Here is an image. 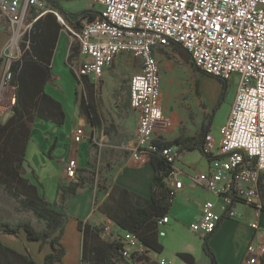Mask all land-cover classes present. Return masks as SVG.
<instances>
[{
    "label": "built area",
    "instance_id": "1",
    "mask_svg": "<svg viewBox=\"0 0 264 264\" xmlns=\"http://www.w3.org/2000/svg\"><path fill=\"white\" fill-rule=\"evenodd\" d=\"M264 0H95L98 16L82 23L78 37H85L83 55L87 75L100 80L118 55L129 54L137 62L138 72L128 81L129 106L138 114L134 132L135 151L132 160L145 162L153 150V133L163 127L159 102L161 74L154 54L159 49L181 46L190 59H196L199 72L227 83L235 79L236 93L224 124L218 128L219 143L210 134L205 136L203 153L209 161L206 173L194 177L193 183L221 200L206 201L200 217L189 225L192 233L208 237L214 233L221 215L234 202L261 208L257 182L264 174ZM43 0H0V16L10 24V42L0 55V123L11 117V107L2 104V91L8 86V63L12 51L32 24L27 22L35 11L34 23L43 10ZM96 11V10H95ZM74 42L70 41V47ZM74 62V60H73ZM70 62L71 73L76 78ZM76 80L82 84V80ZM6 107V109H5ZM82 129H76L73 143L82 140ZM164 159L173 164L179 157L176 147L162 150ZM76 161L70 160L65 175L76 181ZM169 196L173 199L183 189L181 177L172 171ZM228 217L234 218L231 210ZM158 221V235L165 236ZM250 227L256 229L254 224ZM101 239L122 245V258L144 256L145 249L129 232L116 235L109 226ZM263 250L254 245L246 249V264H260ZM159 264H174L159 262Z\"/></svg>",
    "mask_w": 264,
    "mask_h": 264
},
{
    "label": "crops",
    "instance_id": "2",
    "mask_svg": "<svg viewBox=\"0 0 264 264\" xmlns=\"http://www.w3.org/2000/svg\"><path fill=\"white\" fill-rule=\"evenodd\" d=\"M59 3L67 11L73 13L81 11L76 10L73 3L66 0H59ZM48 12L54 13L57 17V22L64 24V26L58 31L57 45L54 48L53 58L49 67L51 77L47 79L42 93L59 104L64 114V122L57 126L53 122L35 118L29 124V138L24 143L19 141V146L24 147L22 154L24 163L21 176L36 186L38 192L47 202L64 206L67 217L69 218L70 216L68 225L70 233H67V226L65 225L64 233L60 239V244L65 251L62 260L63 264H68L67 249L73 253L71 264H84L81 261L82 233L78 229V222L82 221L92 226H96V224L101 225V227L109 226L114 234L122 235L124 231L101 213L100 208L108 202V198L111 195L116 199L120 190L128 192L134 197V200H136L135 198L149 199V182L154 172L147 165V160L136 163L131 158L136 149L134 132L138 122V114L133 112L129 106L128 88L123 90V86L120 84L121 79L128 78L126 76L131 78L133 74L135 75L138 72L137 62L129 54L118 55L110 67L105 70L103 78L99 81L87 76H77L76 74V78L82 80V84H80L71 73L75 83V91L73 93L74 108H71L73 122L69 124L67 129L60 131L67 124L66 106L49 93L48 89L55 77L53 73L55 53L60 45L61 49L66 48L64 63L70 65V62L74 60V73H76V69L81 67L84 60L78 59V56L73 59V54L69 50L70 41L74 42L73 47L77 48V35L75 39L68 35L67 30L69 27L57 16V12L46 9L43 10L41 16ZM36 14L33 11L27 18L29 24H32ZM9 42L10 24L5 17L0 16V55L7 49ZM173 47L167 50H171ZM162 50L166 49L155 51L154 56L157 61V56H163L162 54L157 55ZM19 56L20 51L17 46L12 51V60L19 58ZM129 79H127V82ZM14 91L15 87L11 85H8L2 91V104L4 106L8 105L10 107L9 103L11 98L14 99ZM159 102L162 107L160 99ZM85 107L90 108L89 110L92 112L95 124L91 123L87 118L83 110ZM207 115L209 114L203 115L196 134L204 122V117ZM214 119L213 117L208 134L218 144L219 135L217 131L224 124L226 118L218 126L214 125ZM175 123V126L174 124L169 125L164 120L163 127L154 131V139L166 143L173 141L180 132L188 136L196 135L191 132V129L185 127L187 131H191L185 132L177 129L169 140H164L169 126H179L178 122ZM79 128L83 131V137L78 144H74L72 141L73 136L76 129ZM35 132L41 134V138L37 139L38 144H36V161L45 168L44 179L40 181L29 158L33 154ZM9 138L6 135L0 137V143L2 141L8 142ZM83 150L85 152L82 153ZM86 153L87 156L85 155ZM178 153L179 157L172 164V171L177 172L181 177L183 189L172 199V205L167 215L169 220L167 224L162 226L165 236H157V241L162 247V251L159 253L149 252L144 256L134 255L131 259L117 258L114 260V264H159L162 261L174 264H191L183 259L181 255L190 256L193 264H211L210 259L203 250V236L192 233L189 225L199 219L200 208L206 201L215 203V211L219 212L218 206L221 205V200L206 189L193 183L195 176L207 172L209 166L207 158L198 151H178ZM191 153L198 154L200 159L195 163L194 159L189 161L187 169L176 167L177 163H182L187 158V155ZM70 160L76 161L75 172L77 178L75 182L81 178L86 186L78 188L75 195L67 196L63 202L62 193L58 188L75 183L69 182L65 175L66 166ZM196 163L198 164L197 166L195 165ZM46 179L50 180L49 186L45 184ZM165 183L171 188L173 179L169 176ZM256 187L261 208L248 206L239 201L234 202L231 210L234 212L235 217H229L218 222L213 235L208 238V246L213 252L217 264H246L245 254L249 245H254L258 250H263L259 256V262L264 264V174L259 177ZM11 203H15L13 212L17 211L15 207L18 205L15 200L0 189V210L8 212ZM250 224H254L256 229L251 228ZM26 246L30 253V248L39 247V244L26 243ZM13 249L17 250L16 248ZM17 251L20 252V250ZM20 254H24V252H20Z\"/></svg>",
    "mask_w": 264,
    "mask_h": 264
},
{
    "label": "trees",
    "instance_id": "3",
    "mask_svg": "<svg viewBox=\"0 0 264 264\" xmlns=\"http://www.w3.org/2000/svg\"><path fill=\"white\" fill-rule=\"evenodd\" d=\"M43 1L47 9L57 12V16L69 27L68 35L74 39L77 35V40V31L81 30L82 23L85 20L91 22L98 16V12L93 9L73 13L65 10L59 0ZM62 27L54 13L48 12L32 23L31 28L22 36L18 45L19 58L8 63L9 84L15 87L11 117L6 122L0 123V137L4 135L10 137L8 142L0 143V189L15 200L21 212H31L36 219L45 222V228L37 231L29 222L9 223L0 219V237L17 239L21 234L25 243L39 244V251L48 245L50 251L43 257L42 264H63L65 251L60 244V239L68 217L62 204L47 202L36 186L22 178L24 147L19 146V141L24 143L29 138V124L35 118L53 122L57 126L64 122V114L59 104L42 93L47 79L51 77L49 67L57 45L58 31ZM77 48L70 47L73 59L78 56ZM171 51L179 55L184 63L189 64L197 75L212 78L196 70L190 56L181 46L175 45ZM215 80L221 87L220 95L212 112L204 117V122L195 136L180 132L171 142L163 143L159 140L152 142L153 150L147 153V165L154 172L149 182L150 198L134 200L128 192L120 190L116 199L111 195L108 202L100 208L101 213L118 228L135 236L144 247L145 254L162 251L157 241L159 236L157 223L168 215L172 205V198L169 196L170 188L165 180L169 178L173 165L164 159L162 150L177 147L178 151H198L206 157L203 153L205 136L211 128L215 113L220 109L227 95V82ZM89 109L85 107L83 110L89 121L95 124ZM85 186L80 178L69 186L59 187L63 202L67 196L75 195L78 188ZM231 207L232 205L227 207V212L221 215V221L229 218L227 215ZM103 228L82 221L78 222V229L82 233L80 249L82 263L114 264L117 258L123 259V248L120 243L101 239L100 234ZM212 235L202 238L203 250L211 264H217L208 246V238ZM27 248L25 246L24 254H20L0 239V264H37ZM181 257L193 264L190 256L181 255Z\"/></svg>",
    "mask_w": 264,
    "mask_h": 264
},
{
    "label": "rangeland",
    "instance_id": "4",
    "mask_svg": "<svg viewBox=\"0 0 264 264\" xmlns=\"http://www.w3.org/2000/svg\"><path fill=\"white\" fill-rule=\"evenodd\" d=\"M73 3L76 10L93 9L97 11L95 6V0H66ZM64 26V24H61ZM61 46V45H60ZM60 46L57 48L55 53V61L53 64V73L55 75L54 80L49 85V93L55 96L57 100L66 106L65 111L67 114V124L60 129H67L69 124H71V108H74V89L75 83L69 65L64 63L66 56V48L61 49ZM162 54L163 56H157L158 65L161 72V83H160V95L159 99L163 108V117L166 123L174 124L179 123L178 127H168L166 132V137L169 140L174 131L177 129L184 130L185 132H193L196 134L197 128L200 125L203 115L210 114L217 97L220 95L221 87L216 82L215 79L203 77L197 75L189 64L184 63L181 57L171 50H162L157 55ZM129 56V55H128ZM125 73V72H123ZM121 79L120 84L123 86V90L128 88L127 79ZM236 87L235 79L227 83V95L224 97V101L220 109L215 113L214 125L218 126L227 118V113L231 109L233 98H235ZM191 130L187 131L186 128ZM174 128V129H172ZM193 128V129H192ZM172 130V131H171ZM34 149L32 148V156L29 157L32 161V166L34 167L35 174L39 181L44 179V166L39 165L36 161V144H38L37 139L41 138V134L38 132L34 133ZM41 144V143H40ZM38 149V148H37ZM85 152L84 150L82 153ZM87 156V153L85 154ZM85 156V157H86ZM194 159V163L200 159V156L196 153H191L187 155V158L183 160L182 163H177L176 167L187 169L189 161ZM198 165L197 163L195 164ZM41 175V176H40ZM46 186H49L50 180H45ZM15 203L9 205V211L3 212L0 210V219L5 220L9 223L17 222H29L37 231L45 228V222L36 217L31 212H21L19 207H15L17 211L13 212V206ZM70 223V216L67 218L65 225L67 226V233H70L68 225ZM100 227L101 225L96 224ZM23 236L17 239L14 238H4L0 237L5 244L10 248H16L20 252H24L26 243L22 240ZM39 247L30 248L31 255L37 264H42L43 257L45 253L50 251V247L47 245L42 251L38 250ZM68 257V264H71L73 253L70 250H66Z\"/></svg>",
    "mask_w": 264,
    "mask_h": 264
},
{
    "label": "bare ground",
    "instance_id": "5",
    "mask_svg": "<svg viewBox=\"0 0 264 264\" xmlns=\"http://www.w3.org/2000/svg\"><path fill=\"white\" fill-rule=\"evenodd\" d=\"M260 13L264 14V2L260 5ZM78 53L79 55H83L84 52V46H85V37H78ZM193 66L195 67L196 65V59H191ZM77 76H87V77H91L93 80L95 81H99L98 78H94L93 75H87V71L85 70V62H82V65L79 69L75 70Z\"/></svg>",
    "mask_w": 264,
    "mask_h": 264
}]
</instances>
